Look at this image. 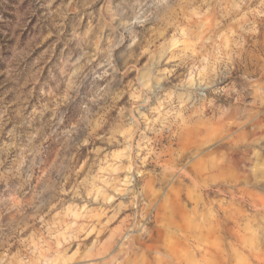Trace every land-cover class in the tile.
Listing matches in <instances>:
<instances>
[{
  "label": "clouds",
  "instance_id": "9594fccd",
  "mask_svg": "<svg viewBox=\"0 0 264 264\" xmlns=\"http://www.w3.org/2000/svg\"><path fill=\"white\" fill-rule=\"evenodd\" d=\"M0 264H264V0H0Z\"/></svg>",
  "mask_w": 264,
  "mask_h": 264
}]
</instances>
